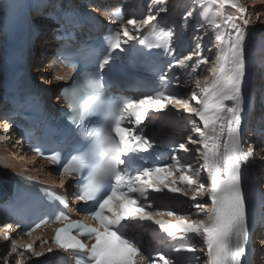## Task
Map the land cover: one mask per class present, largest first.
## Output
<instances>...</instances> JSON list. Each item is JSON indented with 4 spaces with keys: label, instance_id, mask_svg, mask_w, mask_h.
Instances as JSON below:
<instances>
[{
    "label": "snow or ice",
    "instance_id": "6c2138e0",
    "mask_svg": "<svg viewBox=\"0 0 264 264\" xmlns=\"http://www.w3.org/2000/svg\"><path fill=\"white\" fill-rule=\"evenodd\" d=\"M255 3L253 0V6ZM198 4L201 6L200 15L205 17L208 6H215L214 15L207 19L208 26L215 30L217 42L215 63L208 67L209 75L203 76L202 81L201 75L195 74V67L208 64L197 42L196 48L187 55L174 58L158 78L161 86H165L168 71L176 67L185 70L191 67L189 78L194 76V88L188 99L165 95L163 91L142 98L105 94L102 71L109 64L112 53L123 51L141 32L150 30L153 35H158L160 42L154 45L156 48L168 53L174 51L171 47L173 31L158 28L156 23L157 15L167 10V0H150L149 9L155 6L156 15L149 12L145 19H129L110 32L105 38L103 52L97 57L95 71L79 74L71 88L62 90L71 109L68 115L74 126L77 146L72 148L66 159L56 151L47 158L54 164L61 162L62 177H80L77 199L91 205L82 210L87 211L95 223L71 220L60 212L55 219L63 222V226L56 229L54 243L65 251L85 254V264H140L145 260L139 242L127 234L126 225L130 222H152L171 238L179 234L202 237L208 264H243L247 255L251 230L241 168L249 163L254 149L249 147L245 151L242 146L241 113L246 103L243 91L246 77L245 29L251 17L243 0H198ZM226 6L234 9L236 14H225ZM114 14L118 18L123 15L119 9ZM191 17L192 12H187L183 17L185 23ZM256 18L259 19V15ZM130 28L136 36L131 34ZM225 29L230 31L226 33ZM195 39L198 41L200 38ZM139 42L143 44L145 41L141 39ZM193 57L198 58L194 62L195 67H192ZM190 100L199 107H193ZM169 105L192 116L193 131L198 134V140L189 136L188 141L199 143L203 149L199 159L203 160L202 168L207 171L211 182L208 196L213 205V213L207 221L186 217L169 221L160 218L165 215L162 211H147L152 207L148 200L150 190L168 189L172 193L183 192L186 196L187 192L177 184L183 182L184 186L191 187L196 183L187 175L194 171L192 165L181 164L175 155L171 157L172 163L144 166L149 149L153 147L143 130L145 118L150 111L166 109ZM91 116L99 117V121L92 123L89 120ZM179 149L187 150L184 143L179 144ZM203 188L204 185L200 184L197 192ZM192 199L195 200L196 196ZM62 202L66 204V201ZM195 207L206 214L204 205L195 204ZM166 215L174 216L175 213L168 211ZM7 228L11 230L12 226ZM0 236L8 240L9 232L2 231ZM81 237L95 242L89 246ZM18 246V242L12 243V253L17 252ZM24 247L36 256L42 255L36 253L31 244ZM188 250L194 251L191 247ZM18 255L23 257L22 252ZM157 259L170 264L163 255L153 258V264ZM16 264H23L22 259H17Z\"/></svg>",
    "mask_w": 264,
    "mask_h": 264
},
{
    "label": "rangeland",
    "instance_id": "374dc122",
    "mask_svg": "<svg viewBox=\"0 0 264 264\" xmlns=\"http://www.w3.org/2000/svg\"><path fill=\"white\" fill-rule=\"evenodd\" d=\"M9 1L5 5V0H0V44H2V36H3V19L7 16V11H8V6H9ZM78 1V0H76ZM112 1V2H111ZM172 0H168V3H171ZM180 0L179 2V15L176 17V21L171 22L174 23L173 26L174 28V37H173V54L175 58H182L184 55H187L188 52L192 49L196 48L197 42L200 45L199 51L204 57H207L208 64L204 65L201 64L199 67H195V61L198 59L197 57H193V64L192 67H195V74L201 75V79L203 81V76H208V67L213 65L215 63V57L217 53V48H216V40H215V30L212 29L211 27L208 26L207 24V19L203 18L202 15H200L201 12V6L196 2L197 0ZM5 2V3H3ZM50 2V4H49ZM85 3L86 6H92L94 5V8L97 7L95 11H101V10H106L110 9L112 13L105 14L104 12H101L100 14L104 19L107 21H111L112 24L116 25V27H119V25L123 22H126L129 19H137L141 20L147 17L149 12L151 14L156 15V8L153 6L151 9H149V4L150 0H79V3ZM124 3L125 5H122ZM132 3V4H131ZM197 3V4H196ZM52 4L51 0H48V2H45L43 8L38 12L34 7L32 6L31 11V27L29 26V29L32 31L31 35V45L36 48L39 47L40 53L42 54L43 57L40 58L41 61L46 62L45 65H50L54 63L52 61L53 57V50L55 45H50L51 40L48 38L51 36V39L53 35V31L56 30V27L54 29L53 24V12H52ZM119 4V5H118ZM248 5V15H252V21H258L259 24L264 23V2H256L255 5L253 6V3H246ZM5 5V6H4ZM49 6V8H48ZM52 6V7H51ZM79 7V4L77 5ZM45 12H41L42 9ZM112 7V8H111ZM102 8V9H101ZM254 8L255 13L253 14L251 12V9ZM119 9L122 11V18H118L114 13L116 10ZM194 9V10H193ZM30 10V9H29ZM208 14L211 16L214 15L215 11V6H210L208 7ZM168 11V10H167ZM191 11L192 12V17L188 19L187 23H185L183 17L186 15L187 12ZM47 12V14H46ZM52 12V13H51ZM225 14H236V11L234 9H231L230 6H226L224 9ZM43 13L44 19L43 21L39 18V14ZM164 14V13H163ZM166 14V12H165ZM52 15V16H51ZM257 15H259V19H257ZM5 16V17H3ZM116 19H115V18ZM3 18V19H2ZM209 18V17H208ZM43 19V18H42ZM210 19V18H209ZM2 21V22H1ZM42 23L44 27H41L39 24ZM39 25V26H38ZM46 25V26H45ZM48 27V28H47ZM249 30H254V33H258L257 36H255V46L253 47L252 51L248 50L247 54V62L248 71H246L247 78L245 79V83L247 80V88L246 92H248L245 95V106L248 108V113L247 109L245 107L244 111L241 113L243 115L242 118V127H241V141H242V146L244 150L246 151L249 147H252L254 149V154L250 158V161L246 166L247 170L249 168H252V173L254 175V179L257 183V186L260 184H264V132L262 128H264V112L259 111V101L262 103L261 97L264 96V27H259V28H253L252 26L248 25L247 26ZM50 31L49 36H47V41L45 44L41 43V38L44 36L45 31ZM132 35H137L134 30L131 28L129 29ZM44 31V32H43ZM226 33L229 31V29L224 30ZM43 32V33H42ZM144 32V31H143ZM141 32V33H143ZM48 33V32H47ZM45 33V34H47ZM140 33V34H141ZM42 35V36H41ZM142 35V34H141ZM141 35L137 36L139 38ZM200 38L198 41L195 38ZM37 44V45H36ZM37 46V47H36ZM42 46V47H41ZM2 45H0V56H1V48ZM251 47V46H250ZM42 48V49H41ZM49 48L50 52L46 51ZM250 51V52H249ZM45 53V54H44ZM251 54V55H250ZM249 57V58H248ZM51 58V59H50ZM253 58V59H252ZM1 60V59H0ZM252 60V63L249 62ZM50 62V63H49ZM49 63V64H47ZM44 66V65H42ZM48 66L45 67L44 72L41 70L42 67H40V73H38V76L40 75L41 78L46 79L48 81L49 79H55L54 76L56 74L54 71L51 70V68L48 69ZM44 69V67H43ZM181 69V68H180ZM191 72V67L188 70L184 71V77H183V88H182V95H186V98L190 97L191 92L194 88V76L190 79L189 74ZM262 73V74H260ZM45 75V76H44ZM261 75V77H259ZM259 77V78H258ZM50 81V80H49ZM48 81V83H49ZM260 81V83H258ZM244 83V85H245ZM50 85V84H49ZM244 85H243V91L244 90ZM182 86V85H181ZM189 93V94H186ZM181 95V96H182ZM183 95V96H184ZM262 95V96H261ZM179 96V95H178ZM191 101V100H190ZM195 102V101H192ZM264 106V104H263ZM263 117V118H262ZM257 118V119H256ZM3 120H0V138L3 136V139L1 140L0 144L6 141L9 146L14 148L17 153L22 151V147L15 141V133L12 132L11 130L7 129L5 126V123L2 122ZM250 125H253L251 127ZM193 132V133H192ZM192 133V134H191ZM185 138H184V144L187 146V151L191 155L192 161L190 165H192V168L194 171L188 172L187 175L191 176L193 180H195V184L191 187L190 191H194V195L200 199V201L197 204H201L202 200L204 199L207 201L205 198L206 194V189L207 184L210 182L208 178L207 171L202 168L203 165V160L199 159L201 152L203 151L202 146L197 143V144H191L188 141V137L191 136L193 140H198V134L194 133L193 131V125H191L188 129L187 132L184 133ZM183 150V149H182ZM31 163V162H30ZM33 163V162H32ZM1 164L0 163V170H1ZM39 166V165H38ZM36 169L40 170V167ZM195 169H200V171H195ZM1 172V171H0ZM243 172V169H242ZM2 173V172H1ZM244 174V173H243ZM245 177V174H244ZM246 180V177H245ZM200 184L204 185L203 189H200L199 192H197L198 186ZM258 186V187H259ZM262 188V186L260 187ZM264 189V188H262ZM206 207V206H205ZM186 208V206H185ZM188 210L187 212H194L195 217L198 219L206 218L209 213L204 214L200 213L199 209H197L194 205H189L187 206ZM190 208V209H189ZM205 210L208 211V208H205ZM197 215V216H196ZM14 236V237H13ZM2 240V241H1ZM19 242L17 252L12 253V243L13 242ZM21 240H18L17 237L14 234H9V239L5 240L0 236V264H16L17 259H22L23 264H35L36 261H34V256L31 253L29 249L24 247L22 243H20ZM261 247H258L256 249V256L257 259H259V255L261 252ZM23 253V257H20L18 253ZM11 253V255L9 254ZM261 262V261H260ZM259 262V263H260ZM201 264V263H200Z\"/></svg>",
    "mask_w": 264,
    "mask_h": 264
},
{
    "label": "bare ground",
    "instance_id": "6f19581e",
    "mask_svg": "<svg viewBox=\"0 0 264 264\" xmlns=\"http://www.w3.org/2000/svg\"><path fill=\"white\" fill-rule=\"evenodd\" d=\"M88 1H92V0H88ZM104 1V0H103ZM124 1V0H123ZM127 1V0H126ZM168 1V0H167ZM177 0H172L171 1V3H168L167 2V10H170V7H175V6H173V4L176 2ZM195 1V0H194ZM193 1V2H194ZM262 0H256V2H261ZM6 2V3H5ZM5 2H3V3H5V5L7 4V2H8V0H5ZM45 2H48V0H22V4H24L25 6H27V8H28V10H29V12L31 11V8H32V6H35L34 8L39 12L40 10H41V8H43V6H44V4H45ZM54 3V4H52V8H54L55 6H56V3H61V4H63L64 3V0H51V3ZM78 2H79V0L78 1H75V0H73L72 1V5H71V10H76V9H78ZM112 2V1H111ZM197 3H198V0L196 1ZM243 2L244 3H248V2H250V3H253V0H243ZM178 3H179V0H178ZM196 3V4H197ZM49 4H50V2H49ZM83 6V4H85V3H79V6H81V5ZM132 4V3H131ZM4 5V6H5ZM119 5V4H118ZM122 5H125L124 3H122ZM86 6V5H85ZM85 6H84V8H85ZM93 7H94V5H93ZM98 7V6H97ZM97 7H95V10L97 9ZM208 7H210V6H208ZM48 8H49V6H48ZM60 10H63L64 9V7L63 6H59L58 7ZM66 8V7H65ZM112 8V7H111ZM45 9H46V7L44 8V10L42 9V11L41 12H45ZM68 9V8H67ZM102 9V8H101ZM177 9H179V6L177 7ZM167 10L166 11H164V12H166L167 13ZM180 10V9H179ZM194 10V9H193ZM10 11H11V0L9 1V6H8V11H7V16L5 17V16H3V17H5L4 19H3V22H4V24L6 23V20H7V18L8 17H10V15H11V13H10ZM55 11V10H54ZM53 11V12H54ZM98 12H104L106 15L107 14H109V13H112V11L110 10V9H106L105 11L104 10H101V11H98ZM164 12H160L159 13V15H161V14H163ZM208 12H209V10H208ZM251 12L254 14L255 13V11H254V8H252L251 9ZM43 13H40L39 14V18H40V22H41V20L43 21L44 19H46L45 17H43L44 15H43ZM52 13V12H51ZM210 13V12H209ZM46 14H47V12H46ZM102 14V13H101ZM25 15H26V17H27V21H28V24H29V26L31 27V25H30V23H29V13H28V11H25ZM179 15V14H178ZM177 15V16H178ZM31 13H30V18H31ZM52 16V15H51ZM177 16H175V17H171L172 19H170V26L171 25H174V23H172L171 24V22H173V21H176V17ZM211 19V16L208 14L207 15V17H205V16H203V18H205V19H209V18ZM251 17V19L253 18L252 17V15L250 16ZM43 18V19H42ZM115 18V17H114ZM0 19H1V15H0ZM54 19V18H53ZM116 19V18H115ZM145 19V18H144ZM2 22V21H1ZM4 24H3V26H4ZM41 27H44V25H42V23H40L39 24ZM38 25V26H39ZM250 26H252L253 28H259V27H264V23L263 24H259V22L258 21H255V22H253L252 20H251V22H250V24H249ZM29 26L27 27L28 29H29ZM46 26V25H45ZM48 28V27H47ZM55 29V28H54ZM30 30V29H29ZM3 36H2V38L1 39H3V37H5V34H6V30H4L3 29ZM230 31V30H229ZM44 32V31H43ZM42 32V33H43ZM48 32V33H47ZM54 32V31H53ZM245 32H246V39H247V42H248V47L246 48L247 50H250V51H252V49H253V47L255 46V36H257L258 35V33L256 34V32L254 33V30L252 31V30H249L248 29V27L245 29ZM30 33L32 34V31L30 30ZM45 33H47V34H45ZM49 34H50V31H45L44 32V34H42L44 37L43 38H41V43H43V44H45V42L47 41V36H49ZM142 34V33H141ZM140 34V35H141ZM41 35V36H42ZM135 36V35H134ZM141 37V36H140ZM52 38L54 39V33H53V35H52ZM49 40H52L51 39V36L48 38ZM140 38H137L136 40H139ZM32 41V40H31ZM172 41H173V39H172ZM131 44V42L129 43V45ZM0 45H2V44H0ZM31 45V42L29 43V46ZM37 45V44H36ZM51 45V44H50ZM172 45H173V42H172ZM32 46V45H31ZM31 46H30V48H31ZM251 46V47H250ZM37 47V46H36ZM42 47V46H41ZM2 49V51L4 50V47H3V45H2V47H1ZM38 50H36V48L33 46L32 47V49H31V56H32V62H33V64H34V66H35V69H36V71L38 72V73H40L39 71H40V67H42L41 68V70L44 72V70H45V67L46 66H48V65H45V63L46 62H44V61H41L40 60V58L41 57H43L42 56V54L40 53V50H39V47L37 48ZM42 49V48H41ZM46 51H48V52H50V50H49V48L46 50ZM249 51V52H250ZM3 53V52H2ZM45 54V53H44ZM247 52H246V56H247ZM251 55V54H250ZM175 57L172 55V59H174ZM249 58V57H248ZM0 59H1V67H0V71H1V68H2V66H4V63H3V55H1L0 56ZM51 59V58H50ZM253 59V58H252ZM248 60H247V57H246V71H248V68L250 67V65H249V67H248V62H247ZM249 62H251L252 63V60H250ZM50 63V62H49ZM49 63H47V64H49ZM42 65H44V66H42ZM43 67H44V69H43ZM49 68H51V70L52 71H54V73L56 74V76H54L55 77V79H49L48 81H49V83H48V81H46V79H44L43 78V80H44V82L47 84V85H51V86H57V87H59V85H60V82H62L61 80L63 79V78H66V77H68V76H70V71H69V69L67 68V67H65L61 62H58V61H55L54 63H52V64H50L49 66H48V68H47V71H48V69ZM177 69H178V67H177ZM260 74H262V73H260ZM45 76V75H44ZM264 76V75H263ZM39 77H41L40 75H39ZM259 77H261V75L259 76ZM258 77V78H259ZM247 78V74H246V77H245V79ZM59 80V81H58ZM182 82V81H181ZM258 83H260V81L258 82ZM183 84V82L181 83V85ZM181 85H180V87H181ZM246 88H247V80H246V83H245V85H244V93H245V95L248 93V92H246ZM52 90H54V92H55V88H53ZM186 94H189V93H186ZM184 95V94H183ZM178 96V94H176V98H178V99H188V97L186 98V95H184V96ZM191 95V94H190ZM262 96V95H261ZM261 100H262V97H261ZM191 104H195V103H192V101H189ZM263 104L264 103H261L260 101H259V111H261V112H264V106H263ZM248 105V103L246 104V106ZM245 106V107H246ZM166 109H173V106L172 105H169L168 106V108H166ZM166 109H162V110H159L160 111V113H162L163 111H165ZM246 109H247V113H248V108L246 107ZM242 118H245V117H243V115H241V120H242ZM263 118V117H262ZM6 120L7 121V117H6V115L5 114H3V113H0V120ZM257 119V118H256ZM2 121V122H3ZM5 123V122H4ZM242 121H241V127H242ZM5 126H6V128L7 129H9V130H11L12 132H15L16 131V129H14L13 127H11V125L10 124H5ZM8 126V127H7ZM251 127H253V125H250ZM193 133V132H192ZM191 133V134H192ZM3 139V136H1V138H0V142H1V140ZM17 144V143H16ZM18 145V144H17ZM186 149H188L187 148V146H186ZM180 150H182V149H180ZM183 152H184V150H182ZM25 152H26V150H25V148L21 151V152H19V154L17 153V151L14 149V148H12L11 146H9L8 145V143L6 142V141H4L3 143H1L0 144V163H2L1 164V172L2 171H4V172H6V171H9V172H17V173H19V172H21V173H23V174H26L27 175V173H29V174H33L34 176L35 175H38V176H40V177H42L44 174L40 171V170H37L36 169V165L34 166V165H32L31 163H30V158H32V157H30V156H26L25 155ZM29 157V158H28ZM29 160V161H28ZM38 165H40V166H42L41 164H38ZM39 166H37V168H38ZM242 169H243V173L245 174V177H246V180H245V178H244V176H243V173H242ZM242 169H241V173H242V178H243V183H244V185L246 186V187H248V188H251V187H258L256 184H259V183H257L256 181H255V179H254V175H253V173H252V168L250 169V171L251 172H249V168H248V170H247V168H246V166L245 165H242ZM179 175V174H178ZM209 185V184H208ZM210 186H211V183H210ZM210 186H207L208 188L210 187ZM262 186V188H264V184H260V187ZM260 187H258V188H260ZM208 188H207V190H208ZM261 188V189H262ZM208 193V192H207ZM194 191H188V196L190 197V198H192V196H194ZM196 196V195H195ZM190 202H192V201H190ZM195 204H197V203H195V201L194 202H192V205H194L195 206ZM200 204V203H199ZM201 205H204V207L205 208H208V211H207V213H209V215L205 218H202L203 220H207L208 218H209V216L213 213V205H212V203L210 202V199L209 200H207V201H205L204 199L202 200V202H201ZM185 208V207H184ZM186 209L187 208H185V209H182L181 210V213L183 214V215H187V216H189V217H191L192 219H198V218H196L195 217V213L192 211V212H187L186 211ZM190 209V208H189ZM180 213V214H181ZM181 214V215H182ZM197 216V215H196ZM260 221H261V225H264V215H262V216H260ZM260 223V222H259ZM4 227V224L3 225H0V232H2V231H10L9 229H4L3 228ZM261 233V231H259V233H257V235H259ZM3 238V237H2ZM261 238H264V233L263 234H261L260 236H259V239L260 240H262ZM2 241V240H1ZM18 242V241H17ZM19 243V242H18ZM20 243H22L23 245H28L29 243L27 242V241H25V240H21L20 241ZM262 249H263V251H264V246H262L261 247ZM202 250V252L204 251V249H201ZM35 251V250H34ZM36 252V251H35ZM36 253H38V252H36ZM32 254H33V251H32ZM33 256L34 257H36V255H34L33 254ZM48 261H50L51 262V264H54V263H56V261H57V259H51V260H48ZM262 261V260H261ZM35 264H39L38 262L37 263H35Z\"/></svg>",
    "mask_w": 264,
    "mask_h": 264
}]
</instances>
